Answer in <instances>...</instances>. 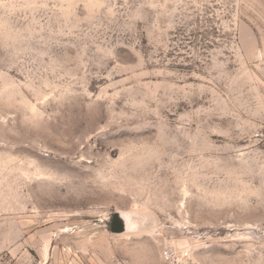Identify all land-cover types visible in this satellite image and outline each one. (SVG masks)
Wrapping results in <instances>:
<instances>
[{
    "label": "rangeland",
    "instance_id": "rangeland-1",
    "mask_svg": "<svg viewBox=\"0 0 264 264\" xmlns=\"http://www.w3.org/2000/svg\"><path fill=\"white\" fill-rule=\"evenodd\" d=\"M165 248L264 264V0H0V264Z\"/></svg>",
    "mask_w": 264,
    "mask_h": 264
},
{
    "label": "built area",
    "instance_id": "built-area-1",
    "mask_svg": "<svg viewBox=\"0 0 264 264\" xmlns=\"http://www.w3.org/2000/svg\"><path fill=\"white\" fill-rule=\"evenodd\" d=\"M162 264H193L186 252L173 248H165L162 253Z\"/></svg>",
    "mask_w": 264,
    "mask_h": 264
},
{
    "label": "water",
    "instance_id": "water-1",
    "mask_svg": "<svg viewBox=\"0 0 264 264\" xmlns=\"http://www.w3.org/2000/svg\"><path fill=\"white\" fill-rule=\"evenodd\" d=\"M129 228L128 221L126 220L124 213L120 211H115L112 216L111 221V232H123Z\"/></svg>",
    "mask_w": 264,
    "mask_h": 264
},
{
    "label": "bare ground",
    "instance_id": "bare-ground-1",
    "mask_svg": "<svg viewBox=\"0 0 264 264\" xmlns=\"http://www.w3.org/2000/svg\"><path fill=\"white\" fill-rule=\"evenodd\" d=\"M124 216L126 218V220L128 221V224H129V228L133 226L132 222L130 221V216L126 213H124Z\"/></svg>",
    "mask_w": 264,
    "mask_h": 264
}]
</instances>
